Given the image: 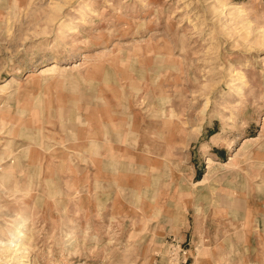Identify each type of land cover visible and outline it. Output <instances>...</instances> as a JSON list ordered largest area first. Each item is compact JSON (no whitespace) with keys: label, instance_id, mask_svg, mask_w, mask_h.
<instances>
[{"label":"rangeland","instance_id":"1","mask_svg":"<svg viewBox=\"0 0 264 264\" xmlns=\"http://www.w3.org/2000/svg\"><path fill=\"white\" fill-rule=\"evenodd\" d=\"M260 130L264 0H0V264H264Z\"/></svg>","mask_w":264,"mask_h":264},{"label":"crops","instance_id":"2","mask_svg":"<svg viewBox=\"0 0 264 264\" xmlns=\"http://www.w3.org/2000/svg\"><path fill=\"white\" fill-rule=\"evenodd\" d=\"M88 118H90V116ZM83 121H85V119ZM91 121L92 120H87V122ZM78 129H82L83 131L87 129L85 134L89 136L96 135V137L93 138L95 140L94 144L99 147V142L101 141L98 136L99 131L97 132L99 126L93 127L85 125L81 128H75L76 131ZM91 131L94 132L91 134ZM34 133H37V131H35ZM262 133L263 132L260 130V132L258 133V137L251 138H260V140L258 146L252 150V152L249 154L250 156L247 157L246 161H239L238 164L234 165L232 168H227L225 174L227 183L230 186H239V182H243L242 192H232L234 197L238 196V198H233V201L244 203V209L249 213L247 216L257 219H264V135ZM92 146L93 145L91 144V147ZM83 152H85V150ZM108 165H111V163L107 162V166ZM99 167L101 168V166ZM88 169L90 168L88 167Z\"/></svg>","mask_w":264,"mask_h":264},{"label":"bare ground","instance_id":"3","mask_svg":"<svg viewBox=\"0 0 264 264\" xmlns=\"http://www.w3.org/2000/svg\"><path fill=\"white\" fill-rule=\"evenodd\" d=\"M53 67V66H52ZM16 238V237H15Z\"/></svg>","mask_w":264,"mask_h":264}]
</instances>
